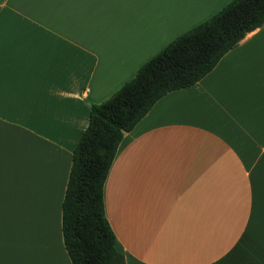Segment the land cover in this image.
Here are the masks:
<instances>
[{
  "label": "crops",
  "instance_id": "1",
  "mask_svg": "<svg viewBox=\"0 0 264 264\" xmlns=\"http://www.w3.org/2000/svg\"><path fill=\"white\" fill-rule=\"evenodd\" d=\"M230 1L0 0V264H71L61 205L90 106ZM104 204L125 264H264V25L124 134Z\"/></svg>",
  "mask_w": 264,
  "mask_h": 264
},
{
  "label": "trees",
  "instance_id": "2",
  "mask_svg": "<svg viewBox=\"0 0 264 264\" xmlns=\"http://www.w3.org/2000/svg\"><path fill=\"white\" fill-rule=\"evenodd\" d=\"M264 25V0H232L171 41L99 104L74 147L61 205V232L71 264H125L107 220L104 186L125 133L166 94L193 86L246 34Z\"/></svg>",
  "mask_w": 264,
  "mask_h": 264
},
{
  "label": "rangeland",
  "instance_id": "3",
  "mask_svg": "<svg viewBox=\"0 0 264 264\" xmlns=\"http://www.w3.org/2000/svg\"><path fill=\"white\" fill-rule=\"evenodd\" d=\"M161 1H163V2H165V1H168V0H161ZM217 13V12H216ZM215 13V14H216ZM208 20V19H207ZM206 21V20H205ZM204 21V22H205ZM197 26V25H196ZM193 27H191L190 29H192ZM189 29V30H190ZM188 30V31H189ZM185 32H187V31H185ZM184 32V33H185ZM184 33H182V34H184ZM181 34V35H182ZM20 182H21V179H20V181H17V184H20ZM16 187V186H15ZM24 187H19V189L20 190H22ZM22 195H23V193H20V191L19 190H15L14 192H12V197H15V204H14V210H15V219H16V223L18 222L19 223V225H20V227L22 228V229H24V230H26V231H28L29 230V226H32V222H29L28 221V219L26 218L25 220H24V218H22V220H24V222H22L21 221V216L22 215H24V209H22V206H24L25 205V202L27 201V200H25V198L26 197H22ZM2 200V198L0 197V201ZM42 200V199H41ZM28 202V201H27ZM1 203V202H0ZM24 208H25V206H24ZM37 213L38 214H40V212L39 211H37ZM0 218H1V216H0ZM37 218H38V216L35 218L36 219V221H37ZM40 225H41V229H42V224L40 223V221H39V227H40ZM31 228V227H30ZM31 235H33V233H31V232H29V236H31ZM40 235V234H39ZM23 236L24 237H27L28 238V236H27V233H24L23 234ZM41 236V235H40Z\"/></svg>",
  "mask_w": 264,
  "mask_h": 264
}]
</instances>
